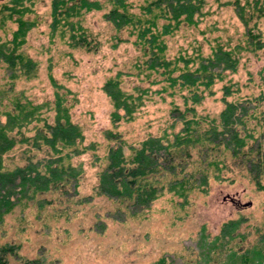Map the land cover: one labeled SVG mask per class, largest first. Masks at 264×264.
Returning <instances> with one entry per match:
<instances>
[{
  "label": "rangeland",
  "instance_id": "obj_1",
  "mask_svg": "<svg viewBox=\"0 0 264 264\" xmlns=\"http://www.w3.org/2000/svg\"><path fill=\"white\" fill-rule=\"evenodd\" d=\"M125 1L129 11L140 13L144 0ZM23 3L26 9L21 14L32 25L24 37L14 40L18 13L13 12L11 0H0V44L4 45L0 48L28 55L33 60L28 71L35 68L30 73L25 67L12 72L0 58V119H5V107L11 108L9 100L17 98L42 104L41 115L52 121L55 81L87 148L69 160L82 168L76 186L68 181L37 192L27 204H17L4 214L0 252L4 245L12 248L0 253V264H154L161 259L159 264H264V172L263 187L258 188L250 164L227 150L219 153L223 161L218 163L217 177L210 174L213 167L208 171L207 191L195 189L186 198L166 191L149 208L131 212L96 193L98 171L106 162L95 155L103 158L109 144L117 143L107 140L105 130L121 134L127 155L131 144L139 145L149 135H170L182 126L172 109L176 105L184 109L187 90L170 86L162 68H150L148 44L138 42L135 27L127 24L117 30L106 19L110 3L69 17L83 30H72L63 21L53 30L52 0ZM239 12L248 18L247 26ZM195 17V23L181 22L161 36L164 54L172 61L178 59L180 66L181 57L191 59L188 67L194 69L218 44L234 48L237 69L223 71L209 88L200 85L203 97L194 106L199 115L218 119L225 106L223 86L230 85L232 92L225 99L236 103V113L246 112L237 128L250 134L245 148L254 149L264 140V0H202ZM158 21L161 25L164 19ZM247 29L260 35L261 48L249 44ZM76 41L83 44L74 45ZM116 77L122 90L141 94L142 102L132 119L114 125L113 105L103 87ZM40 125L42 121L33 119L21 131L31 136ZM19 130H13L16 137H21ZM26 148L30 149L26 142L17 141L5 164L23 163ZM31 153L33 162L47 160L42 150Z\"/></svg>",
  "mask_w": 264,
  "mask_h": 264
},
{
  "label": "trees",
  "instance_id": "obj_2",
  "mask_svg": "<svg viewBox=\"0 0 264 264\" xmlns=\"http://www.w3.org/2000/svg\"><path fill=\"white\" fill-rule=\"evenodd\" d=\"M11 1V8L15 10L12 11L18 13L14 19L18 23L14 30L16 40L19 36L24 37L32 21L23 18L21 14L26 9L21 7L24 0ZM107 2L111 6L105 12L106 19L117 30L127 24L135 27L138 42L143 46L148 44L146 48L150 53V68H162L161 73L166 74L169 85L178 84L179 88L186 89L187 93L183 94L184 109L177 105L172 109L175 120L182 122L181 128L172 131L170 135H149L139 145L131 144L128 155L124 152L125 140L120 138L121 134L113 129L105 130L107 140H116L117 143L109 144L103 158L95 155L106 162L98 171L96 193L112 198L131 212L149 208L152 201L166 191H173L176 195L186 198L188 193L195 189L207 191L208 171L213 167L210 174L217 177L218 173L215 171L219 161H223L219 158V153L225 150L230 156L250 164L252 178L258 188H262L260 177L264 172V140L259 141L254 149L252 146L248 150L245 148L250 134H242L237 126L246 112L236 113V103L225 99V96L232 92L231 86H223L225 106L218 114V119H207L204 115H199L194 106L203 97L198 90L200 85L209 88L216 77H222L223 71L237 69L238 57L234 48H225L218 44L210 55L201 57L194 69L188 67L191 59L181 57L184 63L180 66L176 62L178 59L172 61L164 54L165 45L161 36L171 32L181 22L195 23V15L200 14L202 0H144L138 14L128 10L125 0H52L53 30L60 21L69 24L72 30L81 28L73 20H69V17L79 15L83 11L100 10ZM238 14L247 26L248 18L242 12ZM159 19H164L161 25ZM247 31L248 42L253 49L261 48L263 40L260 35L253 33L251 29ZM78 44L83 43H74ZM0 58L12 72L22 67L28 71V65L33 62L28 55L14 54L5 47L0 48ZM23 62L26 66L24 64L18 67L17 64ZM34 68L33 65L30 69ZM175 70L179 72L173 75ZM52 80L54 81L53 78ZM54 85L56 88L52 100V121L41 115L39 109L42 104H34L28 99L23 102L17 98L9 100L11 108L5 107L3 110L5 119H0V222L5 213L17 204H27V199L34 197L37 192L64 186L68 181H73V186L78 183L82 168L73 165L69 160L74 154L85 151L87 146L82 143L84 135L79 125L71 120L68 106L64 104L65 93L59 91L60 85L55 81ZM103 89L113 105L110 113L112 123L116 125L120 119H132L137 106L142 102L141 94L134 96L132 93H126L119 86L117 77L109 78ZM33 119L42 121V125L36 127L33 135H24L21 128L26 127ZM15 128L20 129L21 137L13 134ZM17 141L26 142L30 146V149H25L27 154L22 155L25 161L21 164L6 165L5 158L10 157ZM89 146L96 149L94 144ZM35 149L44 152V158L47 160L43 164L32 161L31 151ZM253 165H258V168L254 170ZM11 248L12 246L4 245L0 253L4 254ZM1 260L0 256V262ZM160 262H163V259L154 264Z\"/></svg>",
  "mask_w": 264,
  "mask_h": 264
},
{
  "label": "water",
  "instance_id": "obj_3",
  "mask_svg": "<svg viewBox=\"0 0 264 264\" xmlns=\"http://www.w3.org/2000/svg\"><path fill=\"white\" fill-rule=\"evenodd\" d=\"M251 202H248V203H244L243 205H248V204H250Z\"/></svg>",
  "mask_w": 264,
  "mask_h": 264
}]
</instances>
